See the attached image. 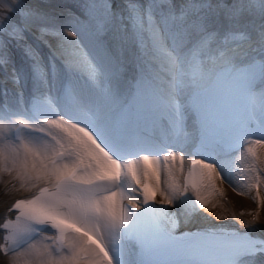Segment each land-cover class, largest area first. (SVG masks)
I'll use <instances>...</instances> for the list:
<instances>
[{"label":"snow or ice","instance_id":"obj_1","mask_svg":"<svg viewBox=\"0 0 264 264\" xmlns=\"http://www.w3.org/2000/svg\"><path fill=\"white\" fill-rule=\"evenodd\" d=\"M88 7L97 21L95 30H66L40 4L17 0L8 11L17 12L19 18L13 20L6 14L0 20V69L12 65L10 79L20 83L11 51L15 45L31 62L34 83L48 88L56 84L61 58L65 72L92 64L114 71V51L111 45L104 49L100 33L109 31L115 12L109 0L102 4L94 0ZM125 7L133 34L141 45L147 38L146 54L168 74L166 91L160 93L141 81L135 106L129 109L117 106L112 90L94 97L81 88L72 104L56 98L57 111L37 88L31 106L22 109L31 124L15 119L16 112L6 103L0 105V122L10 126L6 139L18 141L13 128L19 124L29 129L37 145H25L22 158L17 152L23 173L35 181L53 182L52 190L42 188L32 199L12 205L9 211L19 214L0 228L8 230L5 240L13 247L0 248L15 255L35 249L27 264H264L258 259L264 257V239L253 238L251 230L176 234L182 217L187 219L190 212L205 206L200 193L214 187L213 174L227 178V161L210 155L211 162L191 161L187 184L195 194L193 201L187 186L163 187V167H154L159 155L153 153L152 139L144 135L148 126L183 132L191 120L206 149L202 155L217 147L226 154L235 150L232 143L239 145L251 135L254 123L264 137V0H188L179 15L174 4L159 0L145 4L127 0ZM161 8L167 9L163 15L158 13ZM33 28L37 39L49 47L47 65L39 50L26 41ZM213 42L216 48L211 47ZM186 89V99L177 102ZM0 94L7 97L8 89ZM47 114L54 118L42 119ZM45 126L55 142L51 148L42 143L46 137L39 136ZM53 128L63 134L61 139L52 134ZM255 143L264 144V139ZM141 151L152 154L139 155L135 166L131 159L124 162L125 154ZM177 155L182 161V154L169 149L163 159L171 156L175 161ZM129 180L140 186L142 208L122 206ZM156 193L163 197L160 207L155 204ZM47 229L59 235L37 249L36 241Z\"/></svg>","mask_w":264,"mask_h":264},{"label":"bare ground","instance_id":"obj_2","mask_svg":"<svg viewBox=\"0 0 264 264\" xmlns=\"http://www.w3.org/2000/svg\"><path fill=\"white\" fill-rule=\"evenodd\" d=\"M55 1V0H54ZM122 1L124 3H127V0H118ZM149 0H140V4L148 3ZM71 3V2H70ZM72 4V3H71ZM162 4V1H161ZM62 5V4H61ZM57 7V5H56ZM59 7V6H58ZM64 8V7H63ZM62 8V10H64ZM66 10V8H65ZM64 10V11H65ZM67 11V10H66ZM126 8L118 2V6L116 9H114L115 15H119L120 17H127ZM63 12V11H62ZM161 9H158V13L161 14ZM162 15V14H161ZM71 18V17H70ZM113 27L115 24H112ZM33 34V33H32ZM26 41L28 44H31L34 48H37L40 52V54L44 57L43 50L45 49V52L49 53V47L46 46L41 42V40H37L34 38L31 33L27 35ZM123 38V37H122ZM124 39V38H123ZM146 43L144 46V50L146 52V46L149 44V41L147 38H145ZM127 41V40H126ZM168 43V42H166ZM49 44L54 45L55 41L50 39ZM128 41L127 43L125 40H123L122 45V65L117 70H122V72H126L125 69H127V63L129 61L128 59ZM12 55L16 56L17 60H14L15 67L16 62L18 63V73L20 76V83L14 84L12 80L10 79L11 75V68L12 65L8 66V69H0V81H2L5 84L11 85L14 88L17 89V93H10V96L13 98L15 94L16 96L22 100L24 95L26 94V90L29 92H36V89H39V92L41 90L46 91L47 93L52 91H57V87L54 86L52 88H48L44 85H38L35 84L32 77V72L30 69V61L25 58L20 48H18V51H16V54H14L13 49H11ZM238 61V60H237ZM144 63L146 67L150 70L151 76V84L152 85H162L167 89L168 87V74L165 72L160 71L159 63L154 60V62L150 63L148 61L144 60ZM88 73H91L94 77L97 86L94 88L88 87L86 90L94 97H104L109 93L110 89V83H114L113 90L115 93L118 92V88L126 90L124 93V97L129 92V85L125 84V75L119 76L115 75L110 80L106 82V86H100L98 85V82L100 81L102 75L107 71L98 69L94 67V64L90 66H85L83 68ZM118 87V88H117ZM49 90H48V89ZM81 88H84L83 85L78 84V87L76 88V92L79 91ZM4 88L2 87V90ZM187 91V89L184 91V93ZM75 92V93H76ZM183 93V94H184ZM20 94V95H18ZM182 96V95H181ZM180 96L177 100V102H180ZM4 123L0 122V129L3 127ZM159 128V127H157ZM160 132L162 129H159ZM172 141V140H171ZM29 146L30 147H36L33 139H29ZM51 148L52 146H48ZM253 149V153H250L248 149ZM247 149V152L245 154L244 149H240L239 151H235L229 154H226L221 157H214L215 160H224L227 161V170L226 175L227 178L221 179L219 176L213 174V185L214 187L209 188L207 190H203L201 192V198L204 200V207L196 212V213H189V218H184L185 222L179 223L178 228L183 227V225L188 226L189 224H197L199 216L202 217V219L205 221H209V223L213 226H220L222 229H232V228H239V229H247L248 231L251 230L252 235H257L256 237H262L264 239V174L260 173L261 167L264 169V144L261 146H253V145H247L245 148ZM18 152V149L16 145H13L8 140L3 142L2 147V155L4 157V168L2 169L0 173V212L5 211L7 206L9 205L10 201L17 193H25L26 191L33 190L37 184H39L40 181H35L29 177H27L18 162V158L16 156ZM140 155V154H139ZM131 156L124 158V162H126L128 159L133 160L134 166L136 162L138 161V156ZM159 159L154 167H163V171L160 174V179L162 182L163 187L165 188H171V187H178L180 182V172L179 169H182V165H180V162L178 161L176 165L171 166L169 163V160L164 161V156L166 154H158ZM253 157L258 163H260V168L254 167V165H250V160ZM20 158H22V155L20 154ZM182 164V163H181ZM252 166V169L250 168ZM244 167H246L244 169ZM249 167V168H248ZM251 170L252 173L248 170ZM253 172L259 173V188L254 189L251 186V182L248 181L249 174H253ZM11 175L8 179L7 176ZM18 178V182H14L10 187L7 189L3 188V185L12 178ZM45 180V179H43ZM133 188H136L137 191H132ZM139 188L137 185H135L131 180H129L127 185V192H125V199L122 200L121 203L124 201L135 203L138 200V196L136 193L138 192ZM123 191V190H122ZM251 193L253 195L254 200H250L247 196V193ZM223 195H226L225 202L223 200ZM162 195L159 193H156V198L159 199ZM221 196V197H220ZM163 198V197H162ZM119 199V197H118ZM197 208H199L198 205H196ZM240 208H242V211L245 209L248 210H257L256 218L251 220L249 218V215L245 217V219L241 220V216L245 215L246 213H243L240 211ZM244 210V211H245ZM1 215V214H0ZM188 225H186V224ZM45 242L42 241L40 238L36 241V248L39 249ZM35 249H30L28 252H23L19 255H15L12 252L7 253L4 255L1 259L0 257V264H27L28 258L31 260L33 252ZM258 259L264 260V257H259Z\"/></svg>","mask_w":264,"mask_h":264},{"label":"rangeland","instance_id":"obj_3","mask_svg":"<svg viewBox=\"0 0 264 264\" xmlns=\"http://www.w3.org/2000/svg\"><path fill=\"white\" fill-rule=\"evenodd\" d=\"M159 1H167L169 3L171 2L170 0H159ZM93 2H94V0H55V1L54 0H23V3L25 5L40 4L42 7H44V10L49 11L56 16L59 13H64V14H66L67 18L70 21H72L74 24L78 25L81 29L83 28V29H87L89 31H94L95 25L97 23V21L94 20V18H93L94 13L88 7V5L92 4ZM95 2L97 4H102L105 2V0H95ZM109 2L111 5V9L113 10V9H116L119 1L118 0H113V1L109 0ZM137 2L140 4V0H137ZM184 2L187 3L188 0H184ZM16 3H17V0H0V20H3L6 14L10 16L12 11H8V9L10 8L11 5L16 4ZM172 4H174V0H173ZM56 5H57V7H56ZM62 8L64 10L66 8L67 11L62 10ZM77 8L83 13L82 15L78 13ZM173 10H174L175 14L179 15L180 9H173ZM164 12H163V14H164ZM57 17H59V16H57ZM116 17H118V16H116ZM256 21L260 22L258 16L256 17ZM30 33L34 38L37 39V36L39 34L36 32V30L34 28ZM101 34H107L104 37V40H103L104 42L106 40H108V38H110L108 32L107 33L101 32L100 35ZM37 40L39 41V39H37ZM49 40H50V38H49ZM105 49H107V48H105ZM185 50H187V49H185ZM159 153L163 154L164 152L161 151ZM200 210L201 209H199L198 211H200ZM28 261H30L29 258H28Z\"/></svg>","mask_w":264,"mask_h":264}]
</instances>
